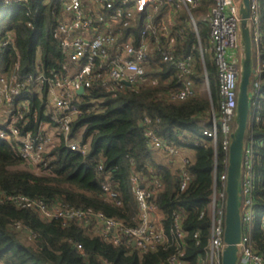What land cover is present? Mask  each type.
<instances>
[{
    "label": "trees",
    "instance_id": "obj_1",
    "mask_svg": "<svg viewBox=\"0 0 264 264\" xmlns=\"http://www.w3.org/2000/svg\"><path fill=\"white\" fill-rule=\"evenodd\" d=\"M64 2L0 0V42L8 40L0 49V74L11 73L18 65L17 74L24 82L18 99L28 104L25 124H17L21 136L39 134L41 123L55 126L49 119L46 81L38 76L48 79L53 76L51 72L64 76L77 67L59 47L56 25ZM209 5L210 0H202L190 10L198 37L185 10L176 13L171 27V49L177 57L193 53L191 78L195 87H200L205 72L207 92L196 90L184 100L171 99L182 77L172 62L164 61L156 51L151 52L140 81L122 88L107 79L105 69L97 62L95 81L73 100L79 113L70 123L67 140L64 131L59 130L58 140L43 154L41 163L30 167L19 155L17 142L0 138V264H168L174 254L181 255L185 264H207L210 219L206 206L212 191L213 167L216 165L219 176L227 169L228 158L220 132L215 144L203 134L210 128L211 116H218L220 101L215 63L211 55L207 59L204 55L209 49ZM259 15L264 34V0H259ZM142 27L140 15L110 26L118 34L116 45L129 38L136 41ZM258 55L264 59V42ZM260 85L262 90L250 100V112L255 111L260 120L248 124L245 145L252 148L256 175L252 245L264 257V66ZM150 136L193 152L187 165L192 179L185 190H179L175 167L155 160ZM72 141L85 146V154L71 150L67 143ZM138 176L147 182L148 201L159 209L167 238L153 250H140L125 240L113 244L100 235L94 224L95 215L117 219L126 226L137 223L133 187ZM104 182L117 192L119 205L104 197ZM157 182L162 185L160 189L155 187ZM9 195H23L48 206L80 209L89 217L65 223L55 218L45 220L35 210L8 201ZM178 214L185 233L181 244L174 231Z\"/></svg>",
    "mask_w": 264,
    "mask_h": 264
},
{
    "label": "built area",
    "instance_id": "obj_2",
    "mask_svg": "<svg viewBox=\"0 0 264 264\" xmlns=\"http://www.w3.org/2000/svg\"><path fill=\"white\" fill-rule=\"evenodd\" d=\"M202 0H65L62 15L57 20L56 31L60 36L59 47L66 52L70 60L77 64L72 74L43 77L38 79L46 81L50 98L49 119L64 131L67 140V132L71 121L79 113L78 106L73 102L78 89L83 91L90 87L96 79L94 67L99 62L100 67L106 71L107 79L116 87L136 84L143 77L145 66L148 64L150 54L153 51L167 62H172L181 74L182 81L178 90L170 94L173 100H184L196 93L195 84L191 78L195 57L189 52L177 57L172 47L171 27L178 11L185 10L189 17L190 25L198 37L195 19L190 10L200 5ZM240 0H210L208 17L206 18L209 32L208 42L212 59L216 66L218 93L220 97L219 112L215 118H210V128L204 130L210 141L215 144L218 132L222 135V149L227 152L230 144V134L234 127L236 108L237 84L239 75V59L241 46L238 33ZM251 5V32L254 66L249 89L250 99L260 93L261 69L264 59L258 55L259 46L264 42L259 26V0H250ZM136 15L141 16L142 29L136 41L129 38L121 45H116L117 36L110 26H116L122 20L128 21ZM120 31V30H119ZM8 43V40L0 42V49ZM200 58L203 65V52L198 44ZM80 63V64H79ZM18 65L9 74H0V106L5 108L6 116L3 119L5 125L0 127V138L14 140L18 144V153L26 163L35 165L43 161V154L58 140L56 134L43 132L47 123H41L39 134L32 136L27 133L21 136L18 123L25 124V113L28 104L25 100H19L24 82L17 74ZM30 78V76H28ZM203 86L208 90L207 74L203 73ZM204 88V87H203ZM249 113V123L259 121L260 117ZM248 128V127H247ZM154 150H160L165 156L178 155V148L162 142L155 136H150ZM67 146L76 152L85 154V146L78 142H68ZM190 159L181 158V163L175 167L179 176V190L183 191L191 182L192 176L187 170ZM102 169L101 165L97 166ZM213 167L212 191L206 206L210 219L209 236L207 245V264H220L224 247V218H225V185L227 169L219 176ZM256 179L253 170V151L250 146L244 148L242 177H241V237L237 243V264H264V257L255 252L252 245V232L254 225L253 191ZM147 182L143 177H137L133 187V193L138 207L137 223L126 226L114 218H106L95 215V223L100 235L113 244H119L123 240L127 244H134L140 250H153L158 243H165L167 238L161 228V214L157 206L148 201ZM155 187L160 189L161 183ZM104 197L119 205L117 192L108 182L101 184ZM6 199L14 204L23 205L35 210L45 220L61 219L64 223L70 220L87 219L89 214L80 209L54 205L48 206L42 201L32 200L23 195H9ZM203 212L199 214L201 218ZM180 218L175 216V238L181 244L185 233L180 228ZM264 227V223H262ZM196 238L197 235L193 234ZM77 248L81 250L80 245ZM181 256V255H180ZM177 254L168 258V264H185ZM163 264V263H159Z\"/></svg>",
    "mask_w": 264,
    "mask_h": 264
},
{
    "label": "water",
    "instance_id": "obj_3",
    "mask_svg": "<svg viewBox=\"0 0 264 264\" xmlns=\"http://www.w3.org/2000/svg\"><path fill=\"white\" fill-rule=\"evenodd\" d=\"M238 12V33L241 56L239 59L234 127L230 134L228 148L223 233L224 247L220 264H237V243L240 240L242 231L240 219L242 163L245 135L249 124L251 100L249 89L254 66L250 0H240ZM124 84L130 86L126 81ZM82 92L83 88H80L76 93L81 94ZM29 166L32 167V164H29Z\"/></svg>",
    "mask_w": 264,
    "mask_h": 264
},
{
    "label": "crops",
    "instance_id": "obj_4",
    "mask_svg": "<svg viewBox=\"0 0 264 264\" xmlns=\"http://www.w3.org/2000/svg\"><path fill=\"white\" fill-rule=\"evenodd\" d=\"M5 116H6L5 108L3 105H1L0 106V127L5 125L4 120H3L5 118ZM43 127L47 133L56 134L59 131V129L55 126H53V127L43 126ZM74 142H77V141H74ZM178 151H179L178 155H176L174 157H170L171 158L170 163H174V164H172L174 167H177L179 165V163H181L182 157H187L190 159L192 156V153H193L191 150L178 149Z\"/></svg>",
    "mask_w": 264,
    "mask_h": 264
},
{
    "label": "rangeland",
    "instance_id": "obj_5",
    "mask_svg": "<svg viewBox=\"0 0 264 264\" xmlns=\"http://www.w3.org/2000/svg\"><path fill=\"white\" fill-rule=\"evenodd\" d=\"M199 18H197V20H198ZM204 55H205V58L207 59L208 58V56H210L211 55V52H210V50L209 49H205L204 50ZM201 87V88H200ZM200 87H195V90H197V92L199 93V92H201V91H203L204 93H205V89H206V86L204 85L203 86V84L200 86ZM204 87V88H203ZM201 90V91H200ZM202 92V93H203ZM207 92V91H206ZM48 99H49V104H50V98H51V96H50V94H49V92H48ZM154 158H155V160L157 161V162H159V163H162V164H164V165H170V164H174V163H170V156H165V155H163V153L160 151V150H154ZM172 162V161H171ZM254 221H255V217H254ZM26 239H27V241L28 242H31L32 241V238L30 237V236H27L26 237Z\"/></svg>",
    "mask_w": 264,
    "mask_h": 264
}]
</instances>
